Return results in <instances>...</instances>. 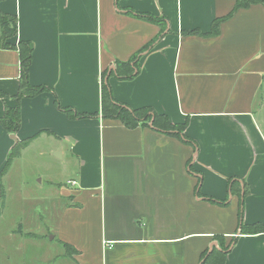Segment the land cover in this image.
<instances>
[{"label":"crops","instance_id":"1","mask_svg":"<svg viewBox=\"0 0 264 264\" xmlns=\"http://www.w3.org/2000/svg\"><path fill=\"white\" fill-rule=\"evenodd\" d=\"M235 2L0 1L2 11L18 18L8 42L34 45L31 83L50 87L21 99L22 123L14 134L0 122V174L13 136H36L0 176V206L5 178L26 152L65 160L61 175L40 173V185L47 179L50 189L38 199L54 205L49 231L63 248L43 251L34 264H201L203 252L219 246L217 235L225 245L235 238L224 264H264V232L239 231L240 196L228 187L230 178L241 188L246 182L243 220L264 222V6L240 8L218 35H204ZM148 43L133 79L109 77L113 96L131 109L152 107L175 124L187 122L192 141L151 122L129 128L101 113L103 71ZM20 72L18 49L0 46V90L6 92L0 116L15 104ZM56 99L97 115L72 119ZM22 223L12 239L45 242ZM21 264H33L32 258Z\"/></svg>","mask_w":264,"mask_h":264},{"label":"trees","instance_id":"2","mask_svg":"<svg viewBox=\"0 0 264 264\" xmlns=\"http://www.w3.org/2000/svg\"><path fill=\"white\" fill-rule=\"evenodd\" d=\"M1 1V0H0ZM252 4H261L264 6V0H236L233 10L222 17H218L212 22L211 31L204 35H212L216 36L220 33L221 24L226 19L233 16L237 10L240 8H248L252 6ZM141 17L145 19H149L153 22L161 24L164 18H159L151 13H139ZM17 23L18 18L13 13H6L0 9V46L5 48H17L19 51V61L21 66L20 72V82L18 86V92L14 95L15 104L14 106H6L4 115L0 116V122L4 126V128L9 133H15L21 127V106L20 101L23 97H32L44 93V91L50 90V87L47 85H34L30 81L29 76V68L32 64V55L34 51V45L30 40L27 41H19L17 44L9 43L8 40L12 38L17 31ZM196 33H201L200 29L192 30ZM151 43L145 45L137 54L133 55V58L128 61L118 60L116 62V66L114 68H107L103 71V80H102V95H101V104L102 110L101 113L105 118H114L121 119L123 123L129 128H135L136 126L150 125L152 121V126L163 133H170L176 135L184 140L189 141L190 139L185 134V127L187 126V122H183L180 124H175L171 121V119L165 114L157 113L153 110L152 107H141L131 109L127 104L117 101L113 96L112 88H110V84L108 79L110 76L115 75L117 78L121 79H133L139 73V53L148 50L151 46ZM6 92L0 90V96L4 97ZM56 105H58L63 111L66 112L68 117L75 118H90V116L97 115L96 113H80L76 111V109L68 106H63L58 103V99H56ZM36 137L31 136L27 139H18L15 142V145L10 150L7 160L3 165V169L1 170L0 176L6 174L11 168V163L21 153V149L30 144V141ZM192 141V140H190ZM228 187L233 192V194H238L240 196V212H239V231L241 233H259L264 232V222L258 221L256 223H245L243 220L244 216V201L245 197L248 194L249 190L247 188V183L245 182L244 188H241L239 181L234 178H230L228 181ZM244 191V192H243ZM1 206H0V217L2 216V211L5 205V189L4 185L1 191ZM211 201L218 202L220 204H226L227 199L221 200L214 197L209 198ZM217 240L219 246H214L211 251L206 249L201 256V264H224L228 255V249L232 242L235 241L233 238L232 242L229 245H225V241L223 236L217 235ZM68 252L71 251V246L69 244H65Z\"/></svg>","mask_w":264,"mask_h":264},{"label":"rangeland","instance_id":"3","mask_svg":"<svg viewBox=\"0 0 264 264\" xmlns=\"http://www.w3.org/2000/svg\"><path fill=\"white\" fill-rule=\"evenodd\" d=\"M260 116H262L261 113ZM262 124L264 128V116H262ZM64 162V159L58 157L56 159L50 155L42 156L30 150L13 164L9 175L5 178L8 189L3 208L4 216L0 220V264L9 259L10 264H21L23 258L29 257L34 264L40 261L38 258L43 257V251L49 250L50 253L58 254L63 248L61 240L51 238L53 233L49 231L53 221L49 219L54 218L52 217L54 205L49 199L46 202H40L38 199L39 195L43 196L50 189L47 179L44 180L43 186L40 185V173L45 176L47 174L61 175L60 171L65 166ZM21 221L24 222L22 224L27 231L45 235V242L33 239L19 244L22 242L21 239L18 241L19 237L12 239L11 230L18 231Z\"/></svg>","mask_w":264,"mask_h":264},{"label":"built area","instance_id":"4","mask_svg":"<svg viewBox=\"0 0 264 264\" xmlns=\"http://www.w3.org/2000/svg\"><path fill=\"white\" fill-rule=\"evenodd\" d=\"M69 183L74 186V185H76L77 181L76 180H70Z\"/></svg>","mask_w":264,"mask_h":264},{"label":"water","instance_id":"5","mask_svg":"<svg viewBox=\"0 0 264 264\" xmlns=\"http://www.w3.org/2000/svg\"><path fill=\"white\" fill-rule=\"evenodd\" d=\"M152 123H153V122L151 121V125H152ZM13 138L16 139V141H17V137H16V136H13Z\"/></svg>","mask_w":264,"mask_h":264}]
</instances>
